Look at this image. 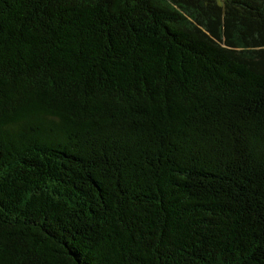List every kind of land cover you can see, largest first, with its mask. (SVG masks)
Returning <instances> with one entry per match:
<instances>
[{
	"label": "trees",
	"instance_id": "obj_1",
	"mask_svg": "<svg viewBox=\"0 0 264 264\" xmlns=\"http://www.w3.org/2000/svg\"><path fill=\"white\" fill-rule=\"evenodd\" d=\"M0 264H264V0H0Z\"/></svg>",
	"mask_w": 264,
	"mask_h": 264
},
{
	"label": "rangeland",
	"instance_id": "obj_2",
	"mask_svg": "<svg viewBox=\"0 0 264 264\" xmlns=\"http://www.w3.org/2000/svg\"><path fill=\"white\" fill-rule=\"evenodd\" d=\"M219 1H222V0H219Z\"/></svg>",
	"mask_w": 264,
	"mask_h": 264
}]
</instances>
